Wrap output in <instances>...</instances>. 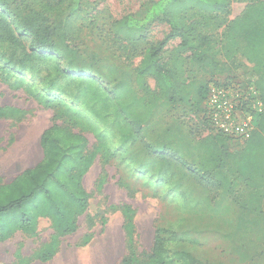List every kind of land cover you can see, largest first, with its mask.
<instances>
[{
	"label": "rangeland",
	"instance_id": "1",
	"mask_svg": "<svg viewBox=\"0 0 264 264\" xmlns=\"http://www.w3.org/2000/svg\"><path fill=\"white\" fill-rule=\"evenodd\" d=\"M156 1L83 0L74 11L71 0L11 3L21 15L37 13L45 18V27L62 30L68 45L78 52L79 75H91L89 70L99 72L96 83L106 90L125 81L144 100L141 111L146 122L137 140L118 150L111 160L106 161L103 151L98 150L82 181L89 196L88 209L78 218L76 232L61 238L55 256L42 264H121L126 256L134 260L132 264H146L157 229L176 232L175 239L166 236L172 249L190 254L197 264H264V174L254 182L240 181L231 193L220 189L217 174L234 171L226 155L237 153L241 144L228 142V149L223 148L217 159L204 154L203 144L214 132L202 118V102L168 104L151 78L136 81L140 54L164 39L170 28L155 18L145 24L142 39L129 42L125 31L117 32L116 24L126 16L142 19ZM229 1L228 16L216 15L204 25H195L214 67L194 64L188 52L178 51V38L167 43L160 59L166 68L176 69L180 80L228 84L219 87L229 90L232 98L237 96L243 112L253 114L256 128L264 105H257L261 100L251 84L258 75L247 64L250 54L242 37L250 26H233L252 14L254 4ZM187 17L189 22L201 21L196 11ZM31 39L22 38L23 45ZM261 55L264 74V53ZM51 65L41 64L38 75L51 72ZM61 66L65 67L63 60ZM72 87L70 84L66 91ZM35 88L39 89L37 83L24 87L19 82L8 86L0 81V107L18 112L0 119V185L42 159L43 131L70 121L63 105L47 108L27 93L36 92ZM78 131L88 140L87 153L101 144L90 131ZM110 147L113 150L115 146ZM236 177L234 174L230 179ZM124 205L132 209L134 220L135 239L130 245L120 213ZM52 236L49 222L40 220L37 236L18 233L0 243V264H40L34 263L40 262L35 254ZM51 252L48 247L42 256Z\"/></svg>",
	"mask_w": 264,
	"mask_h": 264
},
{
	"label": "trees",
	"instance_id": "2",
	"mask_svg": "<svg viewBox=\"0 0 264 264\" xmlns=\"http://www.w3.org/2000/svg\"><path fill=\"white\" fill-rule=\"evenodd\" d=\"M82 1L71 0L72 10L77 9ZM247 1L254 4L252 14L245 15L233 26H240L241 23L250 26L243 30L242 37L250 54L247 64L254 67L258 75L251 85H254L264 105V74L261 72L264 0ZM12 2L0 0V81L8 86L19 82L24 87L37 83L39 89L35 88L36 92L27 91L28 94L47 108L63 105L64 111L71 115L65 125L53 124L43 131L40 136L42 159L35 166L25 169L9 183L0 185V243L18 233L37 236L39 221L47 220L53 236L35 254V260L45 263L55 256L60 239L76 232L78 218L88 209L89 196L82 181L98 150L103 151L106 161L111 160L118 150L137 140L146 122L141 111L144 100L125 81L115 82L106 90L96 83L99 82V72L89 70L91 75H79L81 68L76 64L78 52L68 45L62 30L45 27V18L37 13L21 15L16 8H11ZM194 11L198 12L201 21L189 22L187 15ZM229 13V0H157L142 19L126 16L116 24L117 32L125 31L129 42L142 39L145 24L155 18L169 26L170 32L164 39L140 54L136 81L151 78L168 104L202 102V118L214 132L203 144L204 154L216 159L223 148L228 149V142L238 144V141L213 129L206 104L209 86L227 87L228 84L218 80L208 85L196 80H180L176 69H168L161 62L160 54L171 39L178 38V51L188 52L194 64L214 67L216 64L210 50L204 46V38L196 34L195 25H204L216 15L228 16ZM40 28H43L42 32ZM28 36L32 39L25 46L22 38ZM62 60L65 67L61 66ZM50 62L51 72L38 75L42 72L40 65ZM70 84H73L72 90L67 92ZM16 113L15 110L0 107V119ZM78 129L90 131L101 144L87 153L88 140ZM240 144L242 147L237 153L226 155L232 160L234 171H221L217 174L220 177L215 180L217 186L227 193H231L233 186L240 181L254 182L264 174V110L257 117L250 139ZM110 146L115 147L111 150ZM234 174L237 177L231 180L230 176ZM101 185L99 183L98 187ZM120 213L125 240L130 245L135 239L132 209L124 205ZM166 236L172 239L176 237V232L165 229L155 231L146 264H193L192 256L173 250ZM48 247L52 251L50 256H42ZM132 261L126 256L121 264H132Z\"/></svg>",
	"mask_w": 264,
	"mask_h": 264
},
{
	"label": "built area",
	"instance_id": "3",
	"mask_svg": "<svg viewBox=\"0 0 264 264\" xmlns=\"http://www.w3.org/2000/svg\"><path fill=\"white\" fill-rule=\"evenodd\" d=\"M256 95V91H255ZM229 90L212 85L207 97L208 115L213 129L240 143L247 141L255 130L251 113L243 112ZM248 98H245L247 101ZM257 105L263 106L261 101Z\"/></svg>",
	"mask_w": 264,
	"mask_h": 264
},
{
	"label": "crops",
	"instance_id": "4",
	"mask_svg": "<svg viewBox=\"0 0 264 264\" xmlns=\"http://www.w3.org/2000/svg\"><path fill=\"white\" fill-rule=\"evenodd\" d=\"M34 263H40V264H42L41 262H36V261Z\"/></svg>",
	"mask_w": 264,
	"mask_h": 264
},
{
	"label": "bare ground",
	"instance_id": "5",
	"mask_svg": "<svg viewBox=\"0 0 264 264\" xmlns=\"http://www.w3.org/2000/svg\"><path fill=\"white\" fill-rule=\"evenodd\" d=\"M59 264V263H58Z\"/></svg>",
	"mask_w": 264,
	"mask_h": 264
}]
</instances>
